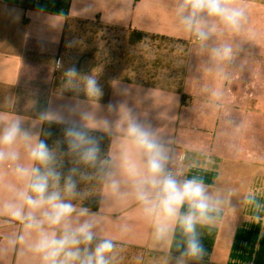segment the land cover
Listing matches in <instances>:
<instances>
[{
    "label": "crops",
    "instance_id": "crops-1",
    "mask_svg": "<svg viewBox=\"0 0 264 264\" xmlns=\"http://www.w3.org/2000/svg\"><path fill=\"white\" fill-rule=\"evenodd\" d=\"M230 3L244 10L239 29L205 16L210 31L202 41L181 23L179 0H0V131L19 120L30 135L12 146L15 161L0 162V264H43L32 250L39 233L26 231L4 205L18 203L27 188L16 168L40 167L31 146L64 140V125L40 118L49 108L99 141L104 163L77 164L63 144L55 166L64 175L78 169L73 196L61 180L63 198L76 208L70 222H95L87 247L111 240L109 264H264V0ZM225 46L228 58L214 54ZM86 77L97 80L100 94L86 91ZM131 120L164 144L167 168L180 182L201 181L218 202L196 225L201 257L184 255L187 237L176 221L158 237L160 218L137 200L147 158L127 134ZM44 231L59 236L63 226L45 224Z\"/></svg>",
    "mask_w": 264,
    "mask_h": 264
},
{
    "label": "clouds",
    "instance_id": "clouds-1",
    "mask_svg": "<svg viewBox=\"0 0 264 264\" xmlns=\"http://www.w3.org/2000/svg\"><path fill=\"white\" fill-rule=\"evenodd\" d=\"M177 12L185 30L193 32L202 41L208 38L210 31L204 23L205 16L217 17L226 27L233 30L239 29L245 17L244 10L232 6L230 0H179ZM214 54L226 59L231 54V48L225 46L215 49ZM66 75L70 80L75 77L76 67L67 69ZM85 88L92 95L101 92L97 80L92 77H86ZM40 118L64 125V140H57L55 148H51L45 140L31 146L29 157L40 167L16 168L18 176L28 180L27 188L18 193V203H7L4 210L13 219L21 221L26 231L35 230L39 233L32 250L41 256L43 264H109L107 257L114 248L111 240H102L91 250L87 247L95 239V222L85 219L76 227H72L70 222L76 208L73 203L63 198L60 190L61 180L63 179V193L73 196L77 189L74 176L78 169L70 168L67 175H64L57 171L55 166L56 151L66 144V154L74 156L75 163L96 167L101 153L99 141L89 135L83 125L63 112L49 108L41 112ZM127 134L147 158L145 172L135 185V194L146 215L160 218L161 222L156 225L157 236L168 234L171 231L168 222L176 221L187 237L184 255L193 259L201 257L204 248L197 236L196 225L209 219V214L215 210V204L218 202L213 201L207 194L201 181L192 178L180 182L168 170L167 149L153 137L148 128L131 120ZM47 135L51 136L52 133L48 132ZM18 138L25 141L30 139L29 133L22 128L19 120L11 122L0 131V162L17 159L12 146ZM129 173L138 175L134 169H130ZM50 184L52 191H49ZM111 187L113 190L118 189V182L112 180ZM185 205L188 211L181 214L180 210ZM41 210V218L38 219L36 212ZM79 216L87 217L88 209H80ZM45 224L49 227L62 225L63 231L59 236L54 231L46 232ZM23 239L20 237L21 241ZM81 245L85 247L82 249Z\"/></svg>",
    "mask_w": 264,
    "mask_h": 264
},
{
    "label": "built area",
    "instance_id": "built-area-1",
    "mask_svg": "<svg viewBox=\"0 0 264 264\" xmlns=\"http://www.w3.org/2000/svg\"><path fill=\"white\" fill-rule=\"evenodd\" d=\"M171 173H172L173 175H175L174 172H171Z\"/></svg>",
    "mask_w": 264,
    "mask_h": 264
}]
</instances>
